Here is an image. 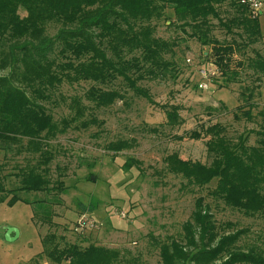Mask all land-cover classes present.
Here are the masks:
<instances>
[{
	"label": "rangeland",
	"instance_id": "374dc122",
	"mask_svg": "<svg viewBox=\"0 0 264 264\" xmlns=\"http://www.w3.org/2000/svg\"><path fill=\"white\" fill-rule=\"evenodd\" d=\"M220 11L223 18L233 13L229 2L220 6ZM19 14L26 17L23 10ZM171 21L173 12L167 9L161 20L152 22L155 36L174 45L165 56L171 70L165 77L140 83L156 104L127 90L119 80L106 88L123 93L124 99L97 108L85 99L92 82H65L44 104L58 125L63 119L71 125L57 136H45L47 147L43 149L53 155L50 164L39 167V153H29L24 139L10 150L0 149V179L7 197L0 204V264H54L45 255L38 256L43 252L42 239L50 234L56 236L60 247L97 246L114 251L118 256L112 264H162L163 246L182 239V227L191 219L200 197L210 207L215 222L227 232L247 230L239 241L241 249L261 244L257 235L264 230V218L228 207L211 194L216 180L200 187L171 172L166 158L176 154L183 160L209 165V137L202 131L216 123L225 127L226 136L234 142L247 135L250 145L259 141L264 76L259 81L251 70L237 65L252 57L254 49L264 54V5L259 15L262 40L246 48L244 55H233L230 69L216 65L213 46H204L189 37L190 29L185 32L171 26ZM211 22L213 38L230 42L233 36L226 34L218 20ZM58 28L49 24L47 34L54 36ZM10 71L9 67H0V76ZM250 91H254L253 107L248 108L241 93L248 95ZM27 94L31 96L28 89ZM75 98L82 102L81 116L72 107ZM171 111L178 114L175 124L168 122ZM92 118L99 125L91 124ZM85 123L89 124L87 128L82 127ZM194 131L201 132L202 137L190 138ZM118 141L133 146L118 153L107 149ZM129 158L138 164L125 172L122 167ZM34 167L46 177L50 188L61 181L62 190L10 193L19 187L22 172ZM12 196L21 201L9 203ZM90 203L93 211L87 210ZM83 217L94 226L80 228L78 222ZM8 229L18 231L16 240H6Z\"/></svg>",
	"mask_w": 264,
	"mask_h": 264
},
{
	"label": "trees",
	"instance_id": "16d2710c",
	"mask_svg": "<svg viewBox=\"0 0 264 264\" xmlns=\"http://www.w3.org/2000/svg\"><path fill=\"white\" fill-rule=\"evenodd\" d=\"M226 2L233 13L223 18L220 6ZM167 9L174 16L171 26L190 29L189 37L204 46H213L215 63L221 69H230L233 55H244L246 48L262 40L259 17L253 18L242 0H0V67L11 69L8 75L0 76V149L10 150L24 139L29 153H39V167L50 164L53 155L43 149L47 147L46 137L64 133L71 125L67 119L58 125L44 104L65 82H92L85 99L97 108L124 99L123 93L106 88L119 80L127 90L156 104L140 83L165 77L171 70L172 64L165 56L174 45L155 36L152 24L161 20ZM20 10L26 12L25 18L20 16ZM211 19L218 20L226 34L233 36L230 42L213 38ZM49 24L59 26L54 36L47 34ZM253 51L252 57L237 66L251 70L260 81L264 76V54ZM246 94L242 92L241 99L251 108L254 91ZM73 100L75 114L83 115L81 100ZM259 115L257 144L250 145L248 135L232 141L225 127L216 123L202 131L209 137L206 148L212 162L207 165L173 154L166 158L169 170L200 187L216 180L211 193L215 199L246 215L264 218V108ZM177 120L178 114L169 112V124ZM96 123L99 125L92 118L91 124ZM189 137L200 139L202 134L194 131ZM132 146L128 141H118L107 149L118 153ZM137 164L136 159L129 158L122 168L127 172ZM43 176L37 167L24 170L19 187L10 193L62 190L61 181L50 188ZM5 193L0 179V204L7 200ZM16 201L21 200L12 196L9 203ZM92 206L90 203L87 210L93 211ZM182 232L180 241L163 246L162 264H264V230L257 235L261 244L241 249L239 241L247 230L227 232L215 222L202 197L196 200ZM56 240L54 234L44 237L43 252L38 256L45 255L54 264H112L118 256L97 246L60 247Z\"/></svg>",
	"mask_w": 264,
	"mask_h": 264
},
{
	"label": "built area",
	"instance_id": "2783aa9c",
	"mask_svg": "<svg viewBox=\"0 0 264 264\" xmlns=\"http://www.w3.org/2000/svg\"><path fill=\"white\" fill-rule=\"evenodd\" d=\"M242 3L247 5V7L250 9L251 15L253 18L259 17L261 14V11L263 9L264 2L263 0H242ZM190 62V61H189ZM203 76H206V71H202ZM80 224V228H92L94 226V223L89 222L84 217L78 222ZM84 226V227H83Z\"/></svg>",
	"mask_w": 264,
	"mask_h": 264
},
{
	"label": "water",
	"instance_id": "95a60500",
	"mask_svg": "<svg viewBox=\"0 0 264 264\" xmlns=\"http://www.w3.org/2000/svg\"><path fill=\"white\" fill-rule=\"evenodd\" d=\"M12 233H14V236H12ZM18 235H19V233L16 229H8L5 237H6L7 241L12 242V241L16 240Z\"/></svg>",
	"mask_w": 264,
	"mask_h": 264
},
{
	"label": "crops",
	"instance_id": "0c3cea01",
	"mask_svg": "<svg viewBox=\"0 0 264 264\" xmlns=\"http://www.w3.org/2000/svg\"><path fill=\"white\" fill-rule=\"evenodd\" d=\"M263 99H264V94H263Z\"/></svg>",
	"mask_w": 264,
	"mask_h": 264
}]
</instances>
